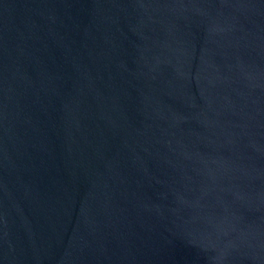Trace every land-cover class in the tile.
Returning <instances> with one entry per match:
<instances>
[{
    "label": "water",
    "instance_id": "water-1",
    "mask_svg": "<svg viewBox=\"0 0 264 264\" xmlns=\"http://www.w3.org/2000/svg\"><path fill=\"white\" fill-rule=\"evenodd\" d=\"M0 264H264V0H0Z\"/></svg>",
    "mask_w": 264,
    "mask_h": 264
}]
</instances>
